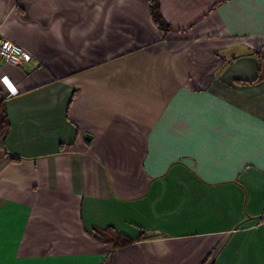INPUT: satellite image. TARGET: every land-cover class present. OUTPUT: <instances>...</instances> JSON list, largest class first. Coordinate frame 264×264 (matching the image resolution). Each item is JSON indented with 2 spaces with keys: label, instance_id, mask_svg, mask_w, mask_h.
<instances>
[{
  "label": "crops",
  "instance_id": "crops-1",
  "mask_svg": "<svg viewBox=\"0 0 264 264\" xmlns=\"http://www.w3.org/2000/svg\"><path fill=\"white\" fill-rule=\"evenodd\" d=\"M152 1L0 0V264H264V0Z\"/></svg>",
  "mask_w": 264,
  "mask_h": 264
},
{
  "label": "built area",
  "instance_id": "built-area-1",
  "mask_svg": "<svg viewBox=\"0 0 264 264\" xmlns=\"http://www.w3.org/2000/svg\"><path fill=\"white\" fill-rule=\"evenodd\" d=\"M32 62V57L17 44L0 39V68L2 64H9L21 70H25Z\"/></svg>",
  "mask_w": 264,
  "mask_h": 264
},
{
  "label": "trees",
  "instance_id": "trees-1",
  "mask_svg": "<svg viewBox=\"0 0 264 264\" xmlns=\"http://www.w3.org/2000/svg\"><path fill=\"white\" fill-rule=\"evenodd\" d=\"M151 14L155 23L162 31L167 32L170 30L169 25L165 22L161 15V0H153L151 2ZM9 125L10 123L7 115L6 101L2 100L0 102V134L6 131L9 128ZM128 243H130V240L119 236L118 238L114 239L113 245L120 246Z\"/></svg>",
  "mask_w": 264,
  "mask_h": 264
}]
</instances>
